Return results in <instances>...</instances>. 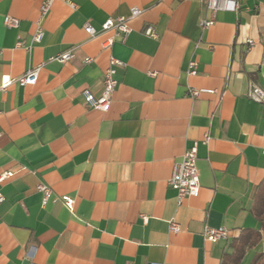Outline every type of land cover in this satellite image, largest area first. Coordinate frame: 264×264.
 <instances>
[{
	"label": "crops",
	"instance_id": "0c3cea01",
	"mask_svg": "<svg viewBox=\"0 0 264 264\" xmlns=\"http://www.w3.org/2000/svg\"><path fill=\"white\" fill-rule=\"evenodd\" d=\"M41 2L0 0V81L43 63L35 83L0 88V173H12L0 182V264H222L257 226L264 185L263 106L247 96L264 87V0H237L205 29L202 0H54L40 21ZM132 6L141 13L125 37L102 30ZM69 49L70 60H50ZM111 57L121 64L110 106L88 107L82 91L101 94ZM193 144L199 192L178 202L167 181ZM38 183L51 189L45 204ZM205 225L226 226L229 239L205 240Z\"/></svg>",
	"mask_w": 264,
	"mask_h": 264
},
{
	"label": "built area",
	"instance_id": "2783aa9c",
	"mask_svg": "<svg viewBox=\"0 0 264 264\" xmlns=\"http://www.w3.org/2000/svg\"><path fill=\"white\" fill-rule=\"evenodd\" d=\"M54 0H42L39 12H40V21L46 16L49 12L52 3ZM68 3L73 6V4L68 1ZM202 3L207 11L210 12V16L202 17L199 20V25L202 29L207 28L208 26L214 23V14L217 11H236L238 9L237 0H202ZM141 13V9L137 6H132L130 8V12L127 16L119 15L116 17H108L101 25L103 31L105 30H114L116 35H120L121 37H125L129 31L130 27L128 25V20L134 17H137ZM4 24L8 27L17 26L18 20L15 17H11L6 15L3 19ZM40 21L37 22L36 29L32 35L33 41H39L43 36V29ZM84 31L89 36H94L96 34V30L89 23H85ZM144 33L152 38H157L158 33L153 25H147L144 29ZM111 40L109 42L111 43ZM248 46H252L254 44L253 39H246ZM17 45L24 46L27 50L30 49V45L26 44L24 41H18ZM74 56L73 52L69 50L62 51L52 57L50 60H56L60 63L66 62L70 60ZM91 58L87 57L84 59L85 62H89ZM43 63L35 65L33 67L28 68L22 75L18 77H10L8 75L3 76L0 81V88L5 89L8 85L13 82H17L21 85L23 84H33L36 82L38 73L42 67ZM121 64L118 59L111 57L109 59V63L107 67L103 71V89L100 95L95 96L88 89H84L82 91L83 102L86 106L91 108H96L102 111L108 110L111 100L112 94L115 89L117 80L115 79V66ZM195 62L191 61L189 63L190 69L189 73H194L195 71ZM202 91H210L208 89H197L190 88L188 90L191 97H196ZM247 96L259 103L263 106V115H264V87H261L257 84H251L249 87V91ZM196 157H197V146L196 144L188 147L180 160L174 162L172 167V172L168 178V185L176 192V198L178 202L184 197L197 195L200 188L199 181V170L196 165ZM12 173L10 171H3L0 173V182H2L6 177L11 176ZM37 190L42 192V204H45L47 200L51 197V189L48 185L44 183H38L36 185ZM4 200V196L0 192V202ZM61 200L68 207L72 205V199L67 196H62ZM168 228L170 231H177L179 229L178 224L170 219L168 221ZM202 236L205 240L210 242H216L220 239H229L230 232L226 226H209L205 225L202 230Z\"/></svg>",
	"mask_w": 264,
	"mask_h": 264
},
{
	"label": "trees",
	"instance_id": "16d2710c",
	"mask_svg": "<svg viewBox=\"0 0 264 264\" xmlns=\"http://www.w3.org/2000/svg\"><path fill=\"white\" fill-rule=\"evenodd\" d=\"M251 212L257 226L243 228L231 240V251L223 256L222 264H241L248 251H251L248 264H264V185L254 195Z\"/></svg>",
	"mask_w": 264,
	"mask_h": 264
}]
</instances>
